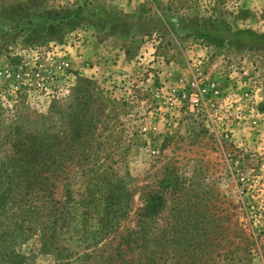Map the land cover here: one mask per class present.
Here are the masks:
<instances>
[{
	"label": "rangeland",
	"instance_id": "obj_1",
	"mask_svg": "<svg viewBox=\"0 0 264 264\" xmlns=\"http://www.w3.org/2000/svg\"><path fill=\"white\" fill-rule=\"evenodd\" d=\"M76 97L126 226L153 193L159 226L180 204L213 233L212 264H264V0H0V135L27 115L63 130ZM2 223L0 264H74ZM59 242L82 250L73 230Z\"/></svg>",
	"mask_w": 264,
	"mask_h": 264
},
{
	"label": "trees",
	"instance_id": "obj_2",
	"mask_svg": "<svg viewBox=\"0 0 264 264\" xmlns=\"http://www.w3.org/2000/svg\"><path fill=\"white\" fill-rule=\"evenodd\" d=\"M87 105L76 97L63 130L48 117L27 115L15 116L0 135V222L9 226L11 245L36 235L60 263L73 257L74 264H212L213 233L197 229L180 204L159 226L158 213L169 209L150 193L126 226V186L111 169L87 162L96 123ZM70 167L80 170L79 183L70 182ZM58 181L62 200L54 198ZM71 230L81 251L58 244L59 234Z\"/></svg>",
	"mask_w": 264,
	"mask_h": 264
},
{
	"label": "built area",
	"instance_id": "obj_3",
	"mask_svg": "<svg viewBox=\"0 0 264 264\" xmlns=\"http://www.w3.org/2000/svg\"><path fill=\"white\" fill-rule=\"evenodd\" d=\"M194 86V84H192ZM169 101L171 102L170 104H172V98H169ZM191 101L193 103H197L198 102V99L197 98H191Z\"/></svg>",
	"mask_w": 264,
	"mask_h": 264
},
{
	"label": "crops",
	"instance_id": "obj_4",
	"mask_svg": "<svg viewBox=\"0 0 264 264\" xmlns=\"http://www.w3.org/2000/svg\"><path fill=\"white\" fill-rule=\"evenodd\" d=\"M127 10V9H126ZM78 46H80L79 44H78ZM86 50H88V48H85ZM82 50V49H81ZM75 61H77V58H75Z\"/></svg>",
	"mask_w": 264,
	"mask_h": 264
}]
</instances>
